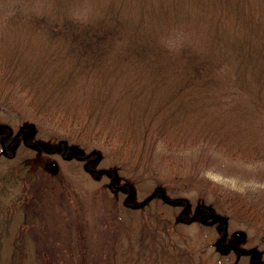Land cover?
<instances>
[{"label": "trees", "instance_id": "1", "mask_svg": "<svg viewBox=\"0 0 264 264\" xmlns=\"http://www.w3.org/2000/svg\"><path fill=\"white\" fill-rule=\"evenodd\" d=\"M79 5L85 10L75 14ZM0 23L6 24L0 74L49 123L84 130L98 124L90 134L104 135L105 145L144 149L154 135L170 148L208 143L231 157L264 159V0H0ZM4 124L2 144L12 139ZM62 145L63 155L71 152ZM5 153V159L15 156ZM76 155L96 159L93 151ZM12 168L0 172L1 193L30 175L27 165ZM116 173L110 175L113 189H128L120 172L116 183ZM162 194L154 188L139 208L153 198L169 205L181 200ZM131 206L123 200V207ZM188 207L183 204L177 222L202 213L225 227L213 203ZM261 211L242 205L236 213L264 224ZM23 222L10 255L2 251L11 233L0 230V264H29L32 257L41 264L22 234ZM241 240L222 232L221 259H257ZM20 242L25 247L17 254ZM162 263L190 264L170 252Z\"/></svg>", "mask_w": 264, "mask_h": 264}, {"label": "rangeland", "instance_id": "2", "mask_svg": "<svg viewBox=\"0 0 264 264\" xmlns=\"http://www.w3.org/2000/svg\"><path fill=\"white\" fill-rule=\"evenodd\" d=\"M84 10V5L72 8L75 14ZM2 28L5 23H0ZM231 98L225 97L226 102ZM27 102L26 93L0 74V122L9 126L5 132L11 131L12 138L4 144L0 140V172L27 165L30 174L18 186L2 193L0 189V230L11 233L2 252L10 255L15 250L13 241L24 221L22 234L31 253L37 250L42 256L41 264H163L168 252L190 264H232L234 258L221 259L216 245L225 229L229 236L237 234L245 248H255L257 260L264 262V224L245 221L236 213L242 205L264 212V159L245 161L208 143L170 148L154 135L144 149L140 144L105 145L104 135L90 134L100 125L91 130L60 127L35 114ZM62 144L71 152L63 155ZM34 146L52 151L39 152ZM5 151L14 158L5 159ZM89 151L96 159L84 167L85 160L76 154ZM112 171H118L117 184L119 172L123 175L128 189H113ZM154 188L181 200L169 205L153 198L139 208ZM124 199L132 210L123 207ZM202 202L219 207L226 218L224 228L220 220L208 223L202 213L200 219L177 222L184 203L188 212ZM22 247L20 242L17 254ZM32 259L29 264L39 262ZM249 262L246 257L237 264Z\"/></svg>", "mask_w": 264, "mask_h": 264}, {"label": "water", "instance_id": "3", "mask_svg": "<svg viewBox=\"0 0 264 264\" xmlns=\"http://www.w3.org/2000/svg\"><path fill=\"white\" fill-rule=\"evenodd\" d=\"M260 264H264V262L263 261H260Z\"/></svg>", "mask_w": 264, "mask_h": 264}, {"label": "flooded vegetation", "instance_id": "4", "mask_svg": "<svg viewBox=\"0 0 264 264\" xmlns=\"http://www.w3.org/2000/svg\"><path fill=\"white\" fill-rule=\"evenodd\" d=\"M9 133H11V132H9ZM254 262V260H252V263Z\"/></svg>", "mask_w": 264, "mask_h": 264}]
</instances>
